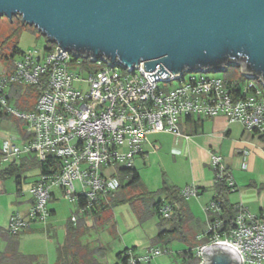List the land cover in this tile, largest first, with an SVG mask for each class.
Listing matches in <instances>:
<instances>
[{
  "label": "built area",
  "instance_id": "1",
  "mask_svg": "<svg viewBox=\"0 0 264 264\" xmlns=\"http://www.w3.org/2000/svg\"><path fill=\"white\" fill-rule=\"evenodd\" d=\"M15 17L20 20V16ZM19 54L18 59L11 61V68L7 66L0 73V112L23 122L29 137L21 146L13 144L10 136L3 138L0 165L23 157L45 161L48 156L55 157L59 164L53 173H39L28 188L31 205L24 214H10L4 228L9 235L47 222L54 188L61 189L63 197L74 203L79 213L99 207L120 187L121 177L130 174L127 169L134 167L135 157H144L142 146L148 135H180L178 122L182 117L223 115L228 122L241 124L248 133L264 134V86L257 78L242 74L238 66L236 76L230 79L224 74L199 71L198 76L187 78L185 72L176 77L169 73L167 79L157 73L159 78L150 81L146 74L156 73L158 68L145 71L140 63L137 69L128 70L105 60L75 56L56 43L43 51L33 49ZM79 72H85L86 77ZM175 80L177 85L169 87ZM15 84L31 87L29 92L21 90L20 94L36 95L35 101L25 108L16 103L12 106L10 100L15 98L11 90ZM209 158L214 180L234 189L235 181L222 156L211 153ZM179 192L188 200L197 197L198 187L187 184ZM234 209L232 227L221 231L220 202L212 199L205 205L207 219L200 239L206 237L207 242L193 249L199 259L197 264L202 261L200 248L219 241L239 248V264L264 263V217L249 212L242 204L234 205ZM159 214L169 219L171 205L162 202ZM76 220V215L70 217L72 223ZM164 253H168L167 248L158 245H150L140 254L128 249L124 262L159 264L154 261Z\"/></svg>",
  "mask_w": 264,
  "mask_h": 264
},
{
  "label": "water",
  "instance_id": "2",
  "mask_svg": "<svg viewBox=\"0 0 264 264\" xmlns=\"http://www.w3.org/2000/svg\"><path fill=\"white\" fill-rule=\"evenodd\" d=\"M17 15L75 56L158 68L150 81L234 65L264 86V0H0V17ZM200 249L201 264L242 261L225 241Z\"/></svg>",
  "mask_w": 264,
  "mask_h": 264
},
{
  "label": "rangeland",
  "instance_id": "3",
  "mask_svg": "<svg viewBox=\"0 0 264 264\" xmlns=\"http://www.w3.org/2000/svg\"><path fill=\"white\" fill-rule=\"evenodd\" d=\"M52 46L53 43L46 41V37L35 26L23 24L15 16L12 17L11 22L6 16L0 17V54L10 55L13 47H15L19 52L13 55L12 60H16L20 57V52H28L33 49L43 51L45 48H51ZM8 62L1 61L0 59V73L8 66ZM79 74L83 78L86 77L85 72H79ZM208 74L223 76L224 73L209 72ZM191 75L198 76L199 71H185L186 78ZM177 83L178 81L175 80L169 84V87H173ZM77 85L78 83L75 82L74 86ZM34 101L35 95L30 94L26 97L23 105L28 106ZM10 104L15 106V100H10ZM24 128L23 122L18 118L1 111L0 148L6 135L12 138L13 144L21 146L22 138L20 135ZM156 133L148 135L147 138H158L159 134L167 132ZM162 135L163 149L161 148L159 152L157 149L153 150L158 153L151 155L150 158L147 154L143 160L144 163L140 159L135 160V165L139 169L141 184L137 188L123 189L120 197L125 198V200L112 201L106 208H97V213L94 214H92L93 210L79 213L74 203L65 199L61 193H57L56 200L49 202V206L52 205L54 207L55 213L47 219V222H51L53 225L54 235L51 234L49 241H47L48 236L45 229L37 230L34 232L37 234L36 237L31 239L32 241H22L19 250L25 253L32 251L39 257L41 262L54 264L57 255V244L63 242L65 224L72 215L77 216L74 225L79 223L81 226L79 235L76 238V251L78 253L77 262L81 261L83 262L82 264H121L120 259L116 256L119 250L128 248L133 253L140 254L148 246L154 244L153 241L158 232V223L161 219L154 213L153 208L144 201H147L151 194L153 195L151 198H154V200L162 198L164 192L161 190V187L164 177L166 182L171 186H185L183 185V180L188 178L193 171L199 172L204 158L201 149L198 151L196 159L192 157H173L172 151L169 149L172 146L173 138L169 135ZM250 141L264 152V139L255 135ZM209 157L206 163L210 165ZM9 164H4V167H7ZM37 174L38 168L34 166L24 169L18 168L15 170V173L0 179V218L8 207L17 206L14 203L17 195L15 176L22 175L21 185L23 190L20 193L26 196L27 193H24V191L30 186ZM190 182L188 184H191ZM144 191L151 192V194L147 195ZM139 197L143 203L137 200ZM200 212V208L199 211H195L196 214ZM194 221L196 222L197 220ZM197 223H201L202 225L201 221ZM193 225L186 223L183 226L184 239L175 237L176 234L170 236L171 233L167 232L163 239L171 238V241L166 245L168 253L160 255L154 262L159 264H175L179 262L180 258L177 256V252L188 246H193L196 235L200 233V229ZM165 227L168 228L169 225ZM184 229L185 231H183ZM163 239L158 241V246L164 247ZM56 240L59 241L56 242Z\"/></svg>",
  "mask_w": 264,
  "mask_h": 264
},
{
  "label": "crops",
  "instance_id": "4",
  "mask_svg": "<svg viewBox=\"0 0 264 264\" xmlns=\"http://www.w3.org/2000/svg\"><path fill=\"white\" fill-rule=\"evenodd\" d=\"M178 126L180 135L167 132L169 134L161 133L158 135V138H148L147 143H144L142 146L144 157L141 155L135 157L134 168L140 177L139 169L135 165V160L140 159L142 163H144L143 160L147 154L150 158L151 155L158 153L161 148L163 149L164 143L162 141V134L169 135L170 137L172 136L173 138L172 146L169 148L172 151L171 154L173 157H192L196 159L198 156V151L201 149L204 158L203 163L199 168V172L196 173L193 171L188 178L183 180V185H186L189 181H191L190 183H193L198 187L197 197L193 198L192 200H185L186 208L184 210L185 217H191V220H189L187 224H194L193 226H196L200 229V233L196 235V238L200 239V236L205 229L207 217L204 207L218 193V186L214 180L212 168L208 163H206L208 161L207 158L211 153H217L222 156L230 176L235 181V188L230 189V191L225 195L227 203L232 205L242 204L249 212L264 217V152L261 148L256 147L255 144L250 141L251 138L258 134H251L244 131L241 124L237 122H228L226 117L223 115H217L211 118H198L191 116L190 119H187L186 117H182L179 119ZM152 134L157 133H151V135ZM5 137H7V135ZM20 137L22 138L23 142L28 139L29 134L26 127L22 129ZM258 137L264 139V134L262 137H260V135H258ZM155 149H157L158 152H154L153 150ZM24 158L27 159L26 162L28 163L32 157ZM242 161H245V166H242ZM3 168H5L4 164H1L0 170ZM38 175L39 170L37 176L34 178L30 186L37 180ZM162 183V187L164 185L171 187V185L166 182L165 177L163 178ZM30 186H28L26 191H24V193H27L25 196L24 194L20 193V191L23 190L22 185L20 184L19 190L17 189V195L14 201L17 206H13L11 208L8 207L4 215H2L0 218V253H6L7 246L14 242V245H16V250L18 253L20 252L19 254L35 257L34 260L31 261V264H45L44 262H41L39 257L36 256L32 251L25 253L19 249L22 241H32L31 239L36 237L37 234L34 232L37 230L45 229L48 236L47 241H49V237L51 234H53L54 230L51 222H47L45 224L36 223L29 230L20 232L15 236L9 235L4 231L11 213L18 211L24 214L29 209L31 205V196L28 192V188ZM172 187L180 189L182 186ZM52 192V198L50 201L56 200L57 193L62 194V191L59 188H54ZM160 200L162 202H167L169 197H166V193H163V196ZM97 208H100V206ZM97 208L95 209L97 210ZM199 208L201 212L196 214L195 211H199ZM48 209L50 212V217L53 213H55V209L52 205L49 206V203ZM92 214H94V212H92ZM194 220L197 221L195 222ZM198 220L202 222V225L201 223H197L199 222ZM64 237L62 241H64ZM58 241L59 240H56V242ZM156 244L157 243L151 245ZM58 245H60V243L57 244V247Z\"/></svg>",
  "mask_w": 264,
  "mask_h": 264
},
{
  "label": "trees",
  "instance_id": "5",
  "mask_svg": "<svg viewBox=\"0 0 264 264\" xmlns=\"http://www.w3.org/2000/svg\"><path fill=\"white\" fill-rule=\"evenodd\" d=\"M18 52L19 51L17 50V48L13 47L10 55L0 54V59L1 61H4V62L9 61L8 68H11L10 60H12L13 55ZM236 74H237V66H234V65L228 66V68L224 72V76L228 79L234 78ZM21 90H23V92H26V91L29 92L31 90V87L25 88L19 84H15L12 86L11 96L15 98V103L19 107L25 108L27 106L23 105V103L25 101V98L28 95L26 94L25 96L22 97V95L20 94ZM0 115H1V112H0ZM186 118L190 119L191 116H186ZM262 136L263 135H260V137ZM26 161L27 159L23 157L18 162H12L7 167L1 169L0 179H3L12 173H15V170L18 168L24 169V168H30L33 166L38 168L40 174L53 173L57 170V167L59 164V161L53 156H48L45 161H39L35 157H32L28 163ZM125 171L126 170H124V172ZM127 172H130V174L129 175L124 174V176L121 177L123 182L120 185V187L116 191L110 193L106 197V199L101 203L100 208H106L108 205L111 204L112 201H120L122 199L125 200V198L120 197L123 189L125 190L128 188H137L140 186L141 184L140 177L136 169L133 167V168L127 169ZM14 180L16 183V188L19 190V186L22 182V175H16ZM216 184L218 186V193L213 198V200H217L220 202V207L222 210V215L220 217L223 219V224L220 227V230L225 231L232 227L236 211L234 209V205L227 203L225 199V195L227 192L230 191V189L221 182H216ZM161 190L164 193H166V197H169V200L167 202L171 205V209H172V215L169 219H164L159 214V206L162 203V201L160 199L154 200V198H151V196H153L151 192L144 191L147 195L151 194L149 195L147 201H144V202L150 205V207L153 208L154 213L157 214L159 218L161 219L158 223V232L154 238V241H153L154 244L162 240L167 232L171 233L170 236H172L173 234H176L175 237L184 239L185 235L182 232V228L191 219L190 216L185 217L184 215V210L186 208V202H185V199L181 197L179 188L164 185L161 188ZM140 199H141L140 197L137 198L138 201H140ZM93 212L97 213V210L93 209ZM166 225H169V227L166 228L165 227ZM80 227L81 226L79 225V223L74 225V223H72L70 219L68 220V222H66L64 241L57 247V258H56L55 264H82L83 263L81 261L77 262L78 253L76 251V238L79 235ZM183 231H185V229ZM12 236H15V235H12ZM170 241H171V238L163 239L164 248H167L166 245ZM205 242H207L206 237L201 238V239L195 238V243L193 246H188L187 248H184L177 252V256L180 258V260L179 262H176L175 264H197L199 262V259L193 255V249L196 246L203 244ZM126 250H128V248H123L119 250L116 254L117 258L120 259L121 264H125L124 254ZM34 258H35L34 256H27V255L19 254L18 251L16 250V245H14V242H13L12 244H9L7 246L6 253H0V264H4V263L31 264V261H33Z\"/></svg>",
  "mask_w": 264,
  "mask_h": 264
}]
</instances>
